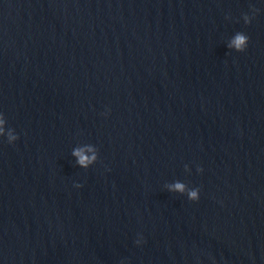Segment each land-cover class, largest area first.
<instances>
[{
  "label": "water",
  "instance_id": "obj_1",
  "mask_svg": "<svg viewBox=\"0 0 264 264\" xmlns=\"http://www.w3.org/2000/svg\"><path fill=\"white\" fill-rule=\"evenodd\" d=\"M0 120V264H264V0H0Z\"/></svg>",
  "mask_w": 264,
  "mask_h": 264
},
{
  "label": "clouds",
  "instance_id": "obj_2",
  "mask_svg": "<svg viewBox=\"0 0 264 264\" xmlns=\"http://www.w3.org/2000/svg\"><path fill=\"white\" fill-rule=\"evenodd\" d=\"M247 40H248V37L238 33L236 35L235 39L233 40L232 45H230V46H234L238 51H243L245 49V47H246ZM2 123H3V121L0 120V124H2ZM2 131H3V129L0 128V132H2ZM9 139L10 140L11 139H15V137H11L10 136ZM74 154L78 155L80 157V159H79V163L80 164L84 165V164H86L88 162V158L84 157L82 155L81 151L78 150ZM175 188L178 189V190H183V185L177 183L175 185ZM195 195H196L195 192L190 193V196L193 197V198L195 197Z\"/></svg>",
  "mask_w": 264,
  "mask_h": 264
}]
</instances>
